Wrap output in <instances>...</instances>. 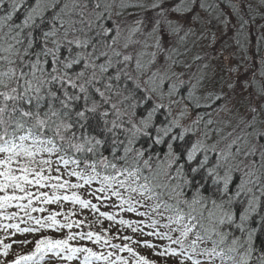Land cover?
<instances>
[{
  "label": "snow or ice",
  "instance_id": "6c2138e0",
  "mask_svg": "<svg viewBox=\"0 0 264 264\" xmlns=\"http://www.w3.org/2000/svg\"><path fill=\"white\" fill-rule=\"evenodd\" d=\"M0 264H264V0H0Z\"/></svg>",
  "mask_w": 264,
  "mask_h": 264
}]
</instances>
